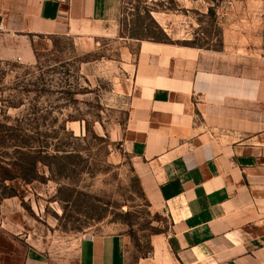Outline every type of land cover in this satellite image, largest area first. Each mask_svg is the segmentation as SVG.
I'll use <instances>...</instances> for the list:
<instances>
[{
	"label": "rangeland",
	"instance_id": "1",
	"mask_svg": "<svg viewBox=\"0 0 264 264\" xmlns=\"http://www.w3.org/2000/svg\"><path fill=\"white\" fill-rule=\"evenodd\" d=\"M118 1L114 23L96 34L39 35L32 63L0 61L9 118L0 121L10 127L0 128V168L12 169L23 135L47 156L38 180L7 181L5 190L0 181L2 264H21L30 252L71 264L80 239L103 234L125 235L134 264L152 255L153 237L168 234L169 219L121 142L142 42L211 52L228 72L253 74L264 63V0Z\"/></svg>",
	"mask_w": 264,
	"mask_h": 264
},
{
	"label": "crops",
	"instance_id": "2",
	"mask_svg": "<svg viewBox=\"0 0 264 264\" xmlns=\"http://www.w3.org/2000/svg\"><path fill=\"white\" fill-rule=\"evenodd\" d=\"M118 13V0H0V61L32 63L34 37L93 35ZM219 64L190 46H139L121 142L170 229L134 264H264V63ZM127 244L85 236L71 264H129ZM21 264L57 263L30 252Z\"/></svg>",
	"mask_w": 264,
	"mask_h": 264
},
{
	"label": "trees",
	"instance_id": "3",
	"mask_svg": "<svg viewBox=\"0 0 264 264\" xmlns=\"http://www.w3.org/2000/svg\"><path fill=\"white\" fill-rule=\"evenodd\" d=\"M210 1L215 2L216 0H210ZM208 13L209 15H214L215 14L214 8L209 7ZM156 27L161 34H164L158 25H156ZM154 42H160V41H154ZM160 43H164V42H160ZM0 115L2 116L1 119L3 121H7L9 119L6 116L5 108H0ZM1 127H7L8 129H10V127L6 126V124H3L0 121V128ZM18 141H19L18 143L19 145H14L16 150L15 152L17 153L18 157L13 163H11L12 169L10 170L5 167L0 168L1 169L0 181L3 184L4 190L6 189L4 183L7 181L19 179L24 183H31L33 181L38 180L40 176H38L37 167L39 164H44L45 162L44 160L47 158V156L45 155L46 148H44L43 146L39 147V150L35 152L34 147L27 145L24 135ZM11 192L13 193L8 194L5 197L14 196L15 191L11 189Z\"/></svg>",
	"mask_w": 264,
	"mask_h": 264
},
{
	"label": "built area",
	"instance_id": "4",
	"mask_svg": "<svg viewBox=\"0 0 264 264\" xmlns=\"http://www.w3.org/2000/svg\"><path fill=\"white\" fill-rule=\"evenodd\" d=\"M49 1H55V2H59V3H66V2H68L69 0H49ZM16 62H20V59L17 58V59H16Z\"/></svg>",
	"mask_w": 264,
	"mask_h": 264
}]
</instances>
